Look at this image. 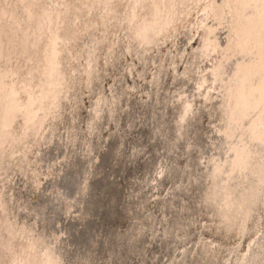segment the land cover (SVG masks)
Masks as SVG:
<instances>
[{"label":"rangeland","instance_id":"1","mask_svg":"<svg viewBox=\"0 0 264 264\" xmlns=\"http://www.w3.org/2000/svg\"><path fill=\"white\" fill-rule=\"evenodd\" d=\"M123 13L130 22L120 21L124 28L120 35L113 18ZM97 67L107 74L106 83L92 88ZM146 84L151 85L148 96ZM179 85L184 86L183 92ZM181 96L190 99L187 108L198 128L203 110L205 145L212 152L224 151L222 159L213 156L210 161L212 179L224 176L211 195L220 198L223 190L228 191L226 202L222 205L211 196L203 204L235 213L242 201L252 194L256 197L250 204L253 208L247 206L245 216L234 219L235 227L229 215L230 235L216 253L220 264H251L252 252L264 237V167L253 159L259 166L245 171L242 185V174L237 171L245 166L242 152L252 155L260 148L264 161L260 147L261 134L264 137V0H0V264H83L96 239L104 244L100 233L93 231L99 227L88 232L85 224L88 218L96 221L98 215L89 214L90 210L87 214L89 207L84 203L89 199L83 186L101 172L111 174L110 168H99L104 170L89 179L83 177L84 172L89 164L104 160L102 153H110L112 145L100 146L104 140L130 141L127 135L137 131L136 123L145 132L140 124L143 119L148 128L137 137L154 148L153 155L160 148L168 168L155 181L187 179L199 140L194 151L183 154L179 145L183 140L176 138L174 145L180 151L174 163L175 157L166 156V150L155 145L162 135L151 130L154 123L167 124L168 129L172 124L168 114L177 111ZM120 122L129 123L125 132ZM173 136L175 129L164 144L168 146ZM67 170L74 173L68 177ZM175 171L178 176L172 180ZM193 176L191 188L198 202L201 182L206 180ZM191 179L189 184L194 182ZM100 180L103 185L93 183L97 193L108 179ZM136 187L150 190L140 183ZM174 192L168 188L166 200H172ZM78 194L81 199L77 200ZM258 207H262L259 212ZM255 216L257 222L247 227L258 233L250 237L253 241L247 243L244 255L241 247L245 245L237 236ZM198 219L199 215L194 221L199 223ZM192 224L185 233L199 231L197 223ZM107 230L109 236L114 227ZM204 231L207 234L198 232L196 245L185 251L182 258L188 260L184 264L196 259L199 241L200 246L206 243L209 230ZM209 239L205 247L215 243ZM229 248L232 252L226 255ZM175 249L170 258L164 256L166 264L173 262Z\"/></svg>","mask_w":264,"mask_h":264},{"label":"water","instance_id":"2","mask_svg":"<svg viewBox=\"0 0 264 264\" xmlns=\"http://www.w3.org/2000/svg\"><path fill=\"white\" fill-rule=\"evenodd\" d=\"M150 86L151 85H147V84L145 85L147 96H148V92L150 91L149 90ZM182 90H184V86L179 85V91L183 92ZM165 92L166 91H163V94ZM206 96L212 97L211 95H206ZM212 98L215 99L214 96ZM126 100L127 99H125L124 101ZM179 100H180V103H179L180 106L179 105L177 106L178 108L177 111L174 110V112H171L172 110H170L171 113L168 114V117L170 119H167V120H169L170 123H172L168 127V129H166L167 124H164V123H154L153 129L151 128V130L153 131V134L154 133L157 134L159 132L158 135L159 134L162 135V140L155 139L156 141L155 145H158V147H161L163 150H166L167 152L166 156L172 155V158L175 157L176 159L174 160V163L178 162L177 151H180V148L177 149L174 145V140L177 137L173 136L168 146L167 144H164V138L168 135V133H171L172 131H174V129L176 130L177 126H181L183 132L178 137L180 139L182 137L183 143L179 145L183 148V151H184L183 154H186L188 151L190 152L194 151L195 141H196L195 135L198 130L196 123H194L193 120L189 119V116H186L187 118H185L186 119L185 120L181 118L182 114L179 115L181 112V109H183L182 108L183 104L185 103L188 106V102L190 101V99H188V97L181 96ZM169 108L172 109L173 107H169ZM166 111L169 112V110H166ZM202 113H203V110L200 109L199 111V151L198 153L196 152V154L193 157V160L191 163L192 171H190L191 175L189 174L187 179H185V176H184V179L182 180L178 178L172 183L164 181L162 184H161L162 178L159 179L158 181H155L156 175L158 173H161L163 175L165 171L168 170V168L164 162V159H162L160 148H158L156 150V154L153 155L154 148L153 147L150 148V145L148 146L147 143L141 142V138L137 137L138 135L141 136V132H142V136H144L148 128L147 123L145 124L146 120L144 119L142 120V123L140 121V124H141V128L144 127L146 129L145 132H143L138 127L139 123H136L134 127L137 129V131L133 129L127 135V138L131 137L130 141L125 138L126 136L124 137L125 138L124 140H120L121 143L119 144L113 143V140L110 141V138L106 142L104 140L100 144V146L104 145L105 147H108L112 145L110 153L105 154V155L104 153H102V156H104V160L101 159V163L98 165L89 164L88 170L84 172L83 177H87V179H89L90 178L89 175L93 174L94 176H96L98 171L101 172L104 170V169H99V168L101 167L103 168V166L107 169L110 168L108 172H110L111 174L107 173L105 178L110 180V185H112L110 186V188H112L111 191L108 190L109 188L108 187L96 193L95 192L96 188L94 184L90 186V184L92 183V180L90 178L89 186L91 188L89 192L91 196V202L94 203L95 206H92V207L90 206L89 210H90V214L93 213L95 214V216L98 215L96 217V219L97 218L98 219L96 220V222L88 221V223H86L87 228L89 229L90 227L98 226L99 229L102 230L105 225H109L111 227V226H116V224L122 225V227L126 226V229H127V226L134 227L132 229H130L129 227L126 230V233H124V231L122 230L121 235L118 236L115 248L113 250V253L115 255L114 254L113 255L120 261L119 264H166L164 256H167L168 253L166 252L168 248L170 250H172V248H177L178 250L177 252H179L177 253V255L179 256V258L175 259L174 262H169L167 264H184L188 260V259L182 258L184 255V253L182 252L188 251L189 248H191L192 246H195L198 239L200 238V234L198 233L197 230H194V231L187 230L186 233L183 232L181 237L179 238L175 237L176 235L174 232V228L176 229L178 227L173 228V225L175 226L180 225L179 217H182V216L180 215V212H179V209H180L179 206H181V202H179V206H178L179 209L178 211H176L177 215H176L175 220H173L174 222L169 223V224L164 222L165 221L164 216H163L164 211L163 212L160 211L161 215L159 213L152 214L151 208L150 207L146 208V206H149V205L151 206V203H155V202H158V204L162 206L160 202L162 201V198H164V195L168 188L171 190L173 189L175 191L173 193L175 197L184 196V198H186L184 200L185 203H186V200H190L196 204L195 212L197 214L194 211L193 213L191 211L186 212V214L183 213L186 216V217L184 216L185 218L193 219L192 222L197 223L196 226H199L198 221H194L195 217L193 216H196V217L198 215L200 216L199 213L200 211H202V215H203L202 217H203L204 223L206 224L205 228L211 230L209 231L207 241L210 237L212 238V236L216 238V239H213L215 243L214 245L212 244V247L216 246L218 242V237L226 236L227 231L229 230V227H230L228 223L229 215H230L228 213H230L229 212L230 209L228 211L226 210L225 213L222 212L219 214L217 213L211 214V212L213 213L214 211H216L214 210L213 207H211L210 210L209 209L207 210L206 206H203V207L201 206L199 208V204L204 205L203 201L207 202L208 197L212 196L211 195L212 189H214V187H217V183L220 180V178L224 177V176H218V177L214 176L215 177L214 179H212L211 177V174H214V173L212 171V163H210V161L213 159V156H216L218 159H222L224 157V151L221 150L220 152V150H215L214 152H212L210 147L205 145V139H204V137H206L204 136L205 128L202 125L203 123L201 124V121H200ZM118 116L119 114H117V117ZM127 125H129V123L125 124L124 126H127ZM124 126H123V122H120V128L121 130L124 129V132H125L127 128L125 129ZM254 132L260 133V134L263 133L260 131H254ZM254 139L256 140L259 138H254ZM260 139H262V142L260 143V145L262 146L260 147L264 148V145H263L264 137H262V134H261ZM240 149H243V147L240 146ZM116 150H120L121 153L116 152ZM256 151L257 152L252 155L246 154L245 157H244L245 152L241 153V155L243 156L241 159H243L245 166L241 167L240 171H237L238 174H242V179L239 182L240 185L243 184V175L245 171L246 170L255 171L254 168H256V166H259V165H256L252 161L253 159L254 160L256 159L255 161H258L259 159L260 160L259 164L261 166V169L264 167V161L263 160L261 161V159H263L262 158L263 154L260 155L261 149L259 148V150H256ZM258 155L260 158L258 157ZM146 158L150 160V163H147V165H146V161L148 160H144ZM128 163L129 165H127ZM195 168L197 172L199 171V173L196 174L194 172L193 169ZM155 169H157V171L153 172ZM65 173H67L68 177L73 174L68 170L67 172L65 171ZM113 174H115V176ZM193 175H197L199 176V178H203L206 180V181L201 182L204 187L201 186L198 191L199 197H200L198 200L199 204L198 202H195L196 200H193L194 196L196 197L198 196V194L197 195L193 194L192 188L194 187L191 188V186L195 184V180H196L195 176ZM189 178H192L191 182L192 180L194 182L189 184L188 183ZM209 178H211L212 181H210ZM66 179H67L66 176H63L62 181L64 182L66 181ZM100 183L101 182L99 178L97 180V185L98 186L103 185V183L102 184ZM137 183H140L142 186L147 185V187L150 188L149 192L139 191L138 188L136 187ZM144 183L146 184L144 185ZM180 184L182 186H180ZM223 191L221 193L222 195L220 196V198L217 196L216 193H215L216 196L215 195L212 196V198L215 196L214 201L217 200V203H221L222 205L223 203L226 202V196L228 193V191H224V192ZM139 197H142V199H140ZM180 199L181 201L183 200V198H180ZM261 208L262 207H258V212L259 210H261ZM97 211H100L99 214L97 213ZM129 213H131L130 215H134V216L130 218V215H129L130 219H127L126 215ZM133 213H137V214L135 215ZM232 216L233 215H231V217ZM154 220L156 222H154ZM141 222L143 223L147 222L144 225L149 227V230L145 228V233H143L141 229L139 228V226L141 225ZM254 222H257L256 216L254 218L250 217L249 221L242 226L243 232L239 231V236H237V240L242 239L240 242L242 245H245L241 247V251L243 253L244 252L246 253L247 243L249 241H253V239L250 237L253 234L258 233L257 231L258 229L257 230L254 229V231L252 232L248 231L249 227H247V225H252ZM190 225L193 226L192 223ZM170 226L173 228V230L166 231V229H168V227ZM162 227H165V228L161 229ZM149 231L150 232L152 231L151 233H152V236L154 237V240L157 241L156 243H153L151 241V236L149 234ZM104 232L105 231H102L99 237ZM107 233L108 232L104 233V235H107ZM77 237H80V236L77 235ZM205 238L206 237H204V239ZM160 239H162L161 240V242L163 241L162 243L159 242ZM95 241H96V247L94 246V248L88 249L90 251L88 255L89 259L91 258V255H92L94 259L96 258V262L103 263V264L104 262H106V258H108L109 260L112 259V256L110 257V253H109L110 249L108 250L103 249L105 244H103L99 239L98 240L96 239ZM237 243L238 242H236V244ZM257 246L258 247H256L252 252V255H251L252 263L251 264H264V241H262L261 239L260 243L259 242L257 243ZM231 252L232 250L231 248H229L226 251V255L231 254ZM173 253L175 252L173 251ZM258 255H259V258H258ZM87 257H86V260H87ZM222 257L225 258V255H222ZM94 259L92 261L90 260V262L95 261ZM90 262L89 264H91ZM192 264H199V263H196L194 261V263Z\"/></svg>","mask_w":264,"mask_h":264},{"label":"bare ground","instance_id":"3","mask_svg":"<svg viewBox=\"0 0 264 264\" xmlns=\"http://www.w3.org/2000/svg\"><path fill=\"white\" fill-rule=\"evenodd\" d=\"M127 8V7H126ZM120 17V18H119ZM117 19H115V18H113L114 19V25L115 26H117L116 28H117V30L119 31V34L121 35L122 34V30L124 29V28H122V25L120 26V21L121 20H123L124 18H125V20L127 21L129 18H127V17H125V15H124V13L122 14V15H120V14H117V17H116ZM125 20H124V22H123V24H125ZM129 22H130V20H128ZM127 21V22H128ZM119 22V26L117 25V23ZM123 27H124V25H123ZM134 29V28H133ZM134 30H136V28L134 29ZM136 32V31H135ZM148 35V34H147ZM140 39V38H139ZM105 60V59H104ZM103 62V61H102ZM93 72H96V74H94V76H93V82H94V84H92V88H95V87H93V85H95V84H100V83H102V81L104 82V85H105V81H106V77H107V74H105V76L103 75V68H101V67H97V69H95V71H93ZM103 72V73H102ZM92 76V75H91ZM105 77V78H104ZM90 79V78H89ZM88 79V80H89ZM92 83V82H91ZM107 90H108V87H105ZM107 92H109V91H107ZM104 97V95H102V96H100V97H97V98H95L97 101L96 102H98V100H100V99H102ZM170 104H171V106L172 105H174V103L172 102V101H170ZM188 106L184 103L183 104V106H182V108L183 109H181V112H180V115L182 114V116H181V118L182 119H185V118H187L186 116H189V119H191V120H193V122H194V119H193V116L191 117V115L189 114V111L190 110H188V108H187ZM141 110V109H140ZM96 111V110H95ZM98 112H100V111H98ZM93 113L94 114H97V113H95L94 111H93ZM94 118H96V116H94ZM182 119H181V121H182ZM186 120V119H185ZM91 127V126H90ZM228 131H230V129H228ZM182 132H183V130H182V127L181 126H177L176 127V137L178 138V140H183L182 139V137H181V139L178 137V136H180V134H182ZM196 141H195V144H196V142L199 140V128H198V130H197V133H196ZM205 139H207L206 137H205ZM225 145H227L226 143H225ZM108 148V147H107ZM245 151H246V149H245ZM107 154H109V153H107ZM245 154H246V152H245ZM245 154H244V156H245ZM242 155H240V157H241ZM147 159V158H146ZM238 159H239V157L237 158V159H235V161H238ZM87 160V159H86ZM176 173H174L173 175L171 174V179L172 180H175V178L178 176V171H175ZM74 173V172H73ZM100 173V172H99ZM97 175V174H96ZM173 176V177H172ZM104 179L105 178V176L103 175V172H101V174L100 175H97L96 176V178H94V180H92L93 182L90 184V185H92L94 182H96L97 183V180L98 179ZM162 178V179H161ZM161 178H159V179H161V184L165 181V177H161ZM158 179V180H159ZM90 181V180H89ZM110 180H107L106 181V183L104 184V187H103V189H106V188H108V190L109 191H111L112 190V188H110V186H112V185H110V182H109ZM100 184H102V181L100 180ZM109 182V183H108ZM252 184V183H251ZM249 185V188H252L253 187V185ZM85 186H87V189L85 188V193H87L88 194V196L87 197H85V198H88L89 200H87V202H85L84 204H86L87 203V205H86V209H87V207H89L88 209H87V214H88V211H89V209H90V206L92 207V202H91V196H90V188L88 187L89 186V182H85V185L83 186V188L85 187ZM251 186V187H250ZM101 187V186H100ZM100 187H99V189H100ZM83 188L81 189V190H83ZM81 190H80V194H82L81 193ZM101 190V189H100ZM141 191V190H140ZM231 192V191H230ZM97 193V192H96ZM77 200L78 199H81L80 198V195L78 194L77 196ZM166 196H164V198H162V201L160 202L161 204H162V206L160 205V204H158V202H155V203H151V206L149 205V206H146V208H148V207H150L151 208V210H152V214L153 213H159L160 215H161V212L160 211H164V213H163V216H164V222H166L167 224H169V223H173L174 221L173 220H175V218H176V211H178V209H179V207H180V209H179V212H180V215L182 216V217H179V221H180V225L179 226H175V225H173V228L174 227H178V228H174V232H175V237H180L182 234H183V232L185 231L184 230V228H187L188 227V229H189V227H190V224L191 223H193L192 221H193V219H187V218H185L186 216L184 215V214H186V212H188V211H191L192 213H193V211L195 212L196 210H195V207H196V204L195 203H193L192 201H190V200H186V203H185V199L186 198H184V196H180L181 198H183V204L181 203V205L182 206H179V199L177 198V197H174L172 200H166V198H165ZM140 199H141V197H139ZM193 199V198H192ZM193 200H195V199H193ZM83 201V200H82ZM255 201H256V197H255V195H251L250 196V199L248 200V201H242V203L241 204H239V206H238V208L236 209V212L234 213L233 211L231 212V210H230V213H228V214H230V216L231 215H233L231 218H232V225H234V227H235V225H236V222L234 221V219H238V218H240L241 219V217H244L245 215H244V211H246L245 209L247 208V206L249 207V205L250 204H252V203H255ZM207 202H208V200H207ZM235 202L236 201H234L233 203L235 204ZM198 204H199V201H198ZM233 204V205H234ZM179 206V207H178ZM203 207V206H206V209L208 210H210V206H208V205H200L199 204V208L200 207ZM235 208V205L233 206V209ZM250 209H252L253 207H252V205H250V207H249ZM214 210H216V211H214L213 213L211 212V214H214V213H217V214H219V213H225L226 211H223V210H217V209H214ZM79 211H82V209L80 210L79 209ZM200 211V210H199ZM228 211V210H227ZM184 213V214H183ZM196 213V212H195ZM87 214H86V216H87ZM90 214V213H89ZM131 213H129V214H127L126 215V217H127V219H130L132 216H134V215H130ZM133 214H137V213H133ZM200 216H199V223H198V225H199V233H201V232H205V234H207L206 233V231H204V230H209V231H211L210 229H206L205 228V226H206V224H204V223H202L201 222V217L203 216L202 215V211H200ZM129 215H130V218H129ZM169 215V216H168ZM168 216V217H167ZM185 216V217H184ZM193 217H196V216H193ZM192 217V218H193ZM210 217V216H209ZM213 217V216H212ZM216 217V216H215ZM194 220H195V218H194ZM88 221H92V218H90V219H88L87 220V222H86V220H85V224L86 223H88ZM111 221V220H110ZM109 221V222H110ZM96 222V221H95ZM109 222H108V224H109ZM154 222H156L155 220H154ZM163 222V223H164ZM147 222H141V225L139 226V228L141 229V231L143 232V233H145V228L146 229H148L149 230V227L148 226H145L144 224H146ZM162 225V224H161ZM213 225V224H212ZM86 226V225H85ZM108 227H110L109 225H105L104 226V228L102 229V230H100V229H94L93 231L94 232H97V233H101L102 231H108L107 230V228ZM111 227H114V231H113V233L112 234H110L109 236H107V235H104V233L100 236V238H102L103 240H104V244H105V246H104V248L103 249H105V250H108V249H110V257L112 256V259H108V258H106V262H104V264H119L120 263V261L116 258V257H114V253H113V250H114V248H115V245H116V241H117V239H118V236H120L121 235V231L123 230L124 231V233H126V230L130 227V229H132V228H134V227H131V226H127V229H126V226H124V227H122V225H118V224H116V226H111ZM84 228V233L86 232V227H83ZM91 228V227H90ZM89 228V229H90ZM163 228H165V227H162L161 229H163ZM173 228L170 226V227H168V229H166V231L168 230H173ZM89 229H88V232H89ZM116 229H118V230H116ZM100 230V231H99ZM194 231V230H193ZM148 232V231H147ZM152 232V231H151ZM150 231H149V234H150V236H151V241L153 242V243H156L157 241H155L154 240V237L152 236V233H151ZM208 232V231H207ZM228 232H229V230L227 231V234H226V236H220V237H218V244H217V246H215V247H212V245H210L209 247H205V246H207V241H206V243H202V247L203 248H199V246H200V244H201V241H199V246H198V248H197V252H196V259H194L193 258V261H192V263H194V261L196 262V263H199V264H220V262L219 261H217V256H216V253H218L219 252V250H220V245H222V241H224L225 239H226V237L227 236H229L230 235V232H229V235H228ZM171 233V232H170ZM87 235H89V234H87ZM100 235V234H99ZM123 235V234H122ZM216 236H218V235H216ZM88 237V236H87ZM99 237V236H98ZM213 237V236H212ZM86 240V239H85ZM85 240H84V242H85ZM161 240L162 239H160L159 240V242H161ZM101 241V240H100ZM261 241V240H260ZM262 241H264V237L262 238ZM163 242V241H162ZM161 242V243H162ZM209 242H211V243H213L212 241H211V239H209ZM160 243V244H161ZM260 243V242H259ZM95 244V243H94ZM93 244V247L92 248H94V246L96 247V245H94ZM87 245H88V241L86 242V246H85V244L83 245L84 247V249L87 247ZM214 245V244H213ZM200 246V247H201ZM99 248V247H98ZM161 248H162V246H161ZM84 249H83V251H84ZM89 249V248H88ZM87 249V251H86V256H88L89 255V250ZM174 248H172V250H173ZM92 250V249H91ZM166 250V249H165ZM172 250H170L169 248L167 249V252L166 253H168L167 254V258H170L169 257V254L170 253H172L171 251ZM177 250V248L174 250V251H176ZM154 251V250H153ZM178 251V250H177ZM48 252V251H47ZM165 253V254H166ZM179 253V252H178ZM182 253H184L185 254V252H182ZM203 253V254H202ZM62 254V253H61ZM60 254V256H62ZM85 254V253H84ZM112 254V255H111ZM114 254V255H113ZM199 255V256H198ZM197 256H198V258H197ZM259 256V255H258ZM50 258V257H49ZM61 258V257H60ZM82 258H83V256H82ZM177 258H179V256H174V257H172V259H177ZM94 259V257L91 255V258L89 259V256L87 257V260H86V262H90V260L92 261ZM95 261H93V262H90L91 264H103V263H99V262H96V258L94 259ZM174 260H173V262H174ZM52 261V260H51ZM59 262H61V259H60V261ZM60 264V263H59ZM83 264H85V263H83ZM87 264V263H86Z\"/></svg>","mask_w":264,"mask_h":264}]
</instances>
